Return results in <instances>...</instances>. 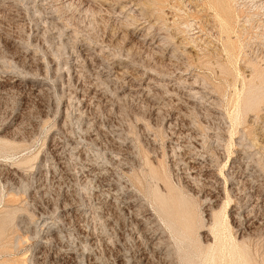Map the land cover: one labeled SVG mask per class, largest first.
Returning <instances> with one entry per match:
<instances>
[{"label": "rangeland", "instance_id": "374dc122", "mask_svg": "<svg viewBox=\"0 0 264 264\" xmlns=\"http://www.w3.org/2000/svg\"><path fill=\"white\" fill-rule=\"evenodd\" d=\"M234 245L264 264V0H0V264Z\"/></svg>", "mask_w": 264, "mask_h": 264}, {"label": "bare ground", "instance_id": "6f19581e", "mask_svg": "<svg viewBox=\"0 0 264 264\" xmlns=\"http://www.w3.org/2000/svg\"><path fill=\"white\" fill-rule=\"evenodd\" d=\"M220 19V18H219ZM221 22V21H220ZM222 23V22H221ZM231 34V33H230ZM233 58V57H232ZM260 98V96H259V93L258 92H255V93H253V94H250L249 95V97L246 99V106L247 107H249V108H251L252 106L254 107L256 104H257V102H258V99ZM238 116V115H237ZM236 118V117H235ZM157 204H164V200L162 199V198H158V200H157ZM221 223V222H220ZM225 224V223H224ZM220 226H221V224H220ZM217 227H219V225L217 226ZM225 228V227H224ZM215 229H217V231H218V229L219 228H215ZM221 229V228H220ZM225 230V229H224ZM222 231V230H221ZM220 231V232H221ZM214 232V231H213ZM226 232V231H225ZM227 232H229V231H227ZM218 235H219V233H217ZM223 235V234H222ZM228 235V234H227ZM230 235V234H229ZM217 238V237H216ZM215 239V238H214ZM227 239V238H226ZM229 239V238H228ZM214 241V240H213ZM219 242V241H218ZM228 243H229V241H228ZM205 244V243H204ZM219 244V243H218ZM221 244V243H220ZM223 245V244H222ZM230 245V244H229ZM228 245V246H229ZM219 247L221 246V245H218ZM235 246V245H234ZM225 247H227V246H225ZM224 247V248H225ZM221 248V247H220ZM223 248V247H222ZM219 249V248H218ZM227 249V248H226ZM225 249V250H226ZM227 250H229V253H230V258H229V262H228V264H247V262L245 261V256H244V253H243V251L242 250H240L237 246H235V247H233V248H230L229 249V247H228V249ZM226 250V251H227ZM218 253H219V251H217ZM216 252V253H217ZM222 254H223V252H222ZM225 254V253H224ZM226 255H228V252H227V254ZM226 255H224V256H226ZM206 258H205V261H204V264H216V261H215V256H214V247H212V249H210V251L208 252V253H206ZM224 258V257H223ZM226 258V257H225ZM224 258V260H226ZM222 259V258H221ZM223 260V259H222ZM227 261H228V259H227ZM226 261V262H227ZM223 262V264H224V261H222Z\"/></svg>", "mask_w": 264, "mask_h": 264}]
</instances>
